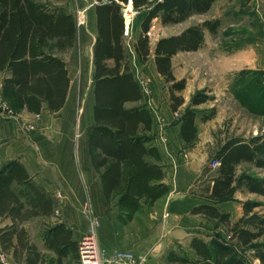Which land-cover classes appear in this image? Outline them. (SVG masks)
Returning <instances> with one entry per match:
<instances>
[{
  "label": "trees",
  "instance_id": "16d2710c",
  "mask_svg": "<svg viewBox=\"0 0 264 264\" xmlns=\"http://www.w3.org/2000/svg\"><path fill=\"white\" fill-rule=\"evenodd\" d=\"M213 1L155 0L145 22L158 15L163 23L178 22L193 13L207 11ZM147 2L133 0V5L137 7ZM97 16L100 35L93 60L94 122L88 137V153L99 174L106 201L116 199L118 212L131 218L142 203L151 204L166 195L169 186L163 182L158 147L145 133L152 123L149 110L124 107L125 102L141 97V88L126 66L121 71L122 45L111 42V37H117L121 31L119 3L107 0L98 5ZM215 23L205 21L201 25L189 26L177 35L160 38L154 48L158 73L168 81H174L171 56L179 50L197 49L203 38V28L214 30ZM146 29L147 25L143 24V30ZM75 32V17L63 8H51L35 0H0V71L8 73L3 78L1 96L15 112L23 109L39 112L43 103L51 110H58L63 105L70 78L65 63L56 52L72 45ZM135 51L142 60L146 59L150 52L147 36L138 40ZM110 56L112 64L108 63ZM262 83L258 77L242 79L238 83L237 96L240 98V93L247 91L253 100L264 99ZM182 88L184 80H179L172 84L171 91ZM171 97L174 100L172 108L176 110L183 98L175 94ZM205 100V96H195L192 105ZM194 118V110H188L182 118L180 129L185 142L191 141L197 132ZM216 159L219 166L213 179L212 199L228 198L242 185L251 192L264 194L263 178L246 172L236 173L237 165L242 161L264 169V135L248 140L231 138L219 149ZM53 203L52 196L31 181L18 160L0 167V215L7 214L12 218V224L1 230L0 241L3 248L13 249L17 260L27 247L24 264H63V258L69 259L68 264L70 261L80 264L77 242L71 239V231L64 223L50 227L44 234L45 246L57 254L55 259H48L35 245L28 246L25 241L27 233L19 222L31 215L50 213ZM25 204L29 210L22 212ZM255 206L257 202L244 203L245 212ZM196 208L198 211L208 209L210 216H219L213 205L203 204ZM236 232L237 242L243 246L250 245L259 236V232L248 229ZM191 247L199 257L195 264H246L233 245L217 238L206 242L195 237ZM257 257L264 263V249L257 251Z\"/></svg>",
  "mask_w": 264,
  "mask_h": 264
},
{
  "label": "rangeland",
  "instance_id": "374dc122",
  "mask_svg": "<svg viewBox=\"0 0 264 264\" xmlns=\"http://www.w3.org/2000/svg\"><path fill=\"white\" fill-rule=\"evenodd\" d=\"M36 1L76 10L82 0ZM84 1L88 3L92 0ZM145 12H141L139 17L141 18ZM190 21L196 25H201L205 21L216 23L214 30L203 28V38L197 49L183 50L174 55L172 68L174 81H168L155 69L153 41L148 42L151 50L145 60L129 55L124 62L131 66L143 94L147 96L149 102L151 100L152 103L149 104L155 108L152 109L153 115L156 109L160 111V108H163L161 116L165 118L166 115V118H169L164 121V126L169 127L178 123L181 126L180 122L185 113L194 110L197 128L194 138L185 142L179 131L171 140L163 137L161 148L166 150L172 142L171 147L176 153V161L170 162L168 166L171 164L172 178L177 183V191L183 189L186 184L191 186L188 188L189 192L205 197L210 180L217 176L219 165H215V160L222 145L231 138L248 140L256 135H264V99H257L259 102L253 100L248 97L247 91H242L240 98L237 96L240 89L238 83L242 79L258 77L264 84V0H214L207 11L196 13ZM184 25L165 31L156 27L154 31L159 34L169 33L182 29ZM132 35L137 39L140 29L134 28ZM65 59L69 66L71 85L70 116L58 118L52 127L39 124L38 116L36 119L22 117L20 111L15 112V117L10 119L17 122V140L22 144L29 143L34 148L33 142H30L34 132L48 136L49 142L63 144L65 140L57 139V136L61 132H66L71 146L78 148L80 152L84 148L86 157L88 137L93 125L89 118L94 88V75L90 72L91 60L86 52L80 51L79 45L69 47ZM179 80H184V88L175 89L174 94L183 97L184 103L177 111H173L170 105V86ZM195 96H205L206 100L192 105ZM29 126H34V129L27 132ZM80 157L83 156L80 154ZM170 157L168 154L169 160ZM81 161L82 159H79V163ZM245 172L264 179L263 168L242 161L237 165L236 173L239 175ZM21 199L23 200L22 197ZM167 201L166 194L151 204L142 203L131 218H126L124 214L118 212L116 199L107 201L102 209L96 210L90 194L85 190L77 210L79 239L83 233L93 229L100 247L106 250L131 251L142 256L144 263L148 261L151 264H195L194 261L199 260V257L191 247L192 239L198 237L210 242L212 238H217L233 245L246 264H264L257 257V251L264 249V194L251 192L242 185L228 198L214 200L219 209L218 217L210 216L208 209L199 210L202 214H196L198 210L195 207L197 212H194V209L193 212H187L183 216L185 219L182 217L178 222L168 216L170 209L167 207ZM204 201L210 202L205 199ZM246 202H257V206L245 212ZM26 210H29L27 204L24 205L22 212ZM96 220L97 225L94 222ZM3 222L0 220V223ZM177 223L199 226L204 230L197 229L194 234L188 235L174 233ZM45 225L47 224L38 215L35 216L28 224V233L26 232L28 237L37 234L43 236L48 230ZM4 227L0 228V233ZM241 229L259 232V236L248 246L240 245L236 239V231ZM31 244L46 254L48 259L56 258V255L45 246L42 247L34 241ZM0 252L5 254L9 264H24L26 257L23 255L24 250L20 260L13 256L11 247L3 248L2 245ZM68 260L63 258V264H68ZM70 263L77 264L73 261Z\"/></svg>",
  "mask_w": 264,
  "mask_h": 264
},
{
  "label": "crops",
  "instance_id": "0c3cea01",
  "mask_svg": "<svg viewBox=\"0 0 264 264\" xmlns=\"http://www.w3.org/2000/svg\"><path fill=\"white\" fill-rule=\"evenodd\" d=\"M106 1L107 0H92L88 3H85V1L82 0V3H79V7H77L76 10L70 7L50 6L48 4L39 2L51 8H63L67 12L74 15L76 22V32L73 43L70 47L79 45L80 51L82 53H87V57L91 60L90 72L92 73V75H94L95 73V66L93 61L95 45L100 35L97 6L105 3ZM116 1L120 5L122 26L121 31L118 33L117 37H111V42H119L122 45L121 71H123L126 66L128 70L133 73L131 66L127 62H124V59L129 55L133 56L134 58H140L135 51V44L140 38L147 36L148 42H155L153 46L154 52L156 42L160 38L177 35L189 26L196 25L194 22L190 21V19L195 16L196 13H193L178 22L163 23L161 15L153 17L149 22H145L146 16L154 5L155 0H148L146 4L137 7L133 5V0H127L126 2L120 0ZM143 11L146 12L140 18L139 14ZM143 24L147 25L146 31L143 30ZM181 25H184L183 28L174 32H164L159 34L154 31L156 27H160V30L165 31L174 27H180ZM136 27L140 29V35L137 37V39H134L132 33L133 29ZM68 48L69 47H66L63 50L56 52V55L60 57L65 63V68L67 69V73L69 76V66L67 60L65 59V53ZM179 52H181V50L177 51L171 56V71L173 68V57ZM108 63L112 64V56L108 58ZM7 74L8 73L6 71H0V94L2 91L3 78ZM70 86L71 85L69 83L64 103L58 110H51L46 106L45 103H43L42 108L39 112H29L26 109H23L20 111L21 116H25L29 119H36L35 117L38 116L37 119L39 124L45 127H52L53 124L57 122L58 118H68V116H70V106L72 103V98L70 96ZM172 94H174V90L171 91V95ZM170 98V105L173 111H177L178 108H180V106L184 103L183 100V103L179 105L176 110H174L172 108L174 100L172 99V97ZM149 103H152L151 100L149 102L147 100V96L143 94L141 90V97L135 101L125 102L124 107H145L151 114V128L145 133L151 137L152 143L158 147L160 154L159 164L161 165L163 171V182H165L169 186V193H167V207L168 209H170V211L168 213V216H170V219L178 222V220H182V217L187 212H193V209L194 212H197L195 211V207H199L203 204L213 205L217 210H219L217 208L216 202L211 198L214 177L210 180L205 197L200 194H192L191 192H189L188 188L191 186L186 184H184L183 189H179L180 191H177V183L172 178L173 170L171 169V164L170 166H168L170 162L172 163L176 161V153L171 147L172 142H170L169 147H166V150H168V152L161 148V139L164 137L167 140L168 138L171 140L173 138L172 136H175L176 132L178 133L179 131L181 135V129H179L180 124L178 123L169 127L164 126V121L168 120L169 118H166V115L165 118L161 116L163 114V108L161 107L160 111H157L156 109L155 116V114L153 115V110L155 108L152 105H148ZM89 118L92 122H94L92 109L89 114ZM16 125L17 122L15 121V119H9L0 123V127L2 130L0 132V167L4 166L6 163L12 160H18L25 167L31 181L36 186L52 196L54 200L53 209L50 213L38 214L39 218L47 224L45 225V227L49 229L50 227L58 223H64L66 227L71 231V239L77 242L79 239V215L77 214V210L79 207V200L83 198L85 190L90 194L92 203L96 210L102 209L103 205L107 203L99 174L94 169L91 163L88 148L86 150L87 156L85 157V149L82 148L80 152L78 148L72 147L66 132H61L59 136H57V139L62 138L63 140H65L63 141V144L49 142L48 136H45L40 132H34L30 140L31 143L33 142V145H31L33 147L35 146L34 148H32L29 143L22 144L21 142H19V140H17ZM79 152L83 157L79 158ZM168 154L171 156L170 160L168 159ZM79 159H82V161L84 162L81 161L79 163ZM204 199L210 202H206L204 201ZM56 212H58V214H56ZM196 214L202 213L198 211V213ZM35 216L37 215H31L24 219L23 222L21 221L22 223H20V226L24 227L27 233L28 224H30L31 220H33ZM183 218L185 219V217ZM0 220L4 221L3 223H0V228L4 227L5 225L12 224V218L10 215H0ZM174 229V233H183V235L194 234V231H196L197 229L204 230V228H201L199 226H191L185 223H179V225L177 223ZM29 237L27 234V238L25 239L28 246L32 245V241L37 244H41L42 247L45 246L44 235L42 236L41 234H37ZM30 239L31 242H29ZM45 247L47 248V250L52 251L57 257V254L53 250L49 249L47 246ZM0 249H2L1 243ZM27 254L28 248L26 247L24 249L23 255L26 256ZM144 264L151 263L146 261Z\"/></svg>",
  "mask_w": 264,
  "mask_h": 264
},
{
  "label": "built area",
  "instance_id": "2783aa9c",
  "mask_svg": "<svg viewBox=\"0 0 264 264\" xmlns=\"http://www.w3.org/2000/svg\"><path fill=\"white\" fill-rule=\"evenodd\" d=\"M14 117L15 111L0 94V123ZM33 129L34 126H29L27 132ZM215 165H219L218 160H215ZM94 222L97 225V220ZM77 255L80 264H144V258L131 251L123 249L106 250L100 247L93 229L83 233L78 240ZM0 264H9L3 252H0Z\"/></svg>",
  "mask_w": 264,
  "mask_h": 264
}]
</instances>
